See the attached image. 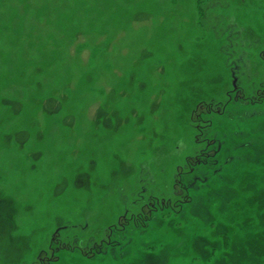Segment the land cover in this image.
Wrapping results in <instances>:
<instances>
[{"label": "rangeland", "instance_id": "374dc122", "mask_svg": "<svg viewBox=\"0 0 264 264\" xmlns=\"http://www.w3.org/2000/svg\"><path fill=\"white\" fill-rule=\"evenodd\" d=\"M0 264H264V0H0Z\"/></svg>", "mask_w": 264, "mask_h": 264}]
</instances>
